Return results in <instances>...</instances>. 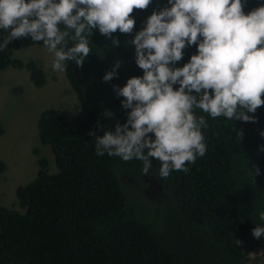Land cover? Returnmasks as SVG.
Listing matches in <instances>:
<instances>
[{"label": "trees", "instance_id": "16d2710c", "mask_svg": "<svg viewBox=\"0 0 264 264\" xmlns=\"http://www.w3.org/2000/svg\"><path fill=\"white\" fill-rule=\"evenodd\" d=\"M242 3L248 14L264 5V0ZM166 6H171L168 0H152L146 9H134L131 15L136 23L131 33L117 30L105 37L93 29L90 53L82 66L65 62L80 109L70 120L55 108L40 113L39 140L50 146L57 171L49 172L47 159L39 157L36 177L16 188L23 211L0 205V264H245L251 253L264 248V235L257 239L252 234L257 225L264 226L260 219L264 213V151L260 150L264 106L255 113L245 110L256 122L224 116L213 119L194 109L208 123L201 129L206 153L195 163H186L187 173L171 171L162 178L160 162L150 158L152 168L143 175V162L135 158L127 161L134 167L125 170L127 163L120 157L96 155V138L89 131L96 136H103L101 127L114 132L104 115L107 105L124 109L121 101L125 98L118 97L113 86L122 88L129 78L143 76L131 41L153 12ZM60 27L64 30L65 26ZM8 34L0 29V43ZM113 38L118 45H113ZM34 44L43 42L30 37L13 40L0 51V70L26 68L31 83L39 88L46 83L43 67L34 59L13 56V51ZM196 54L197 45L186 46L182 59L169 67H183ZM117 61V76L105 82L103 77ZM173 88L177 90L179 84ZM148 136L154 139V134ZM254 166L260 175H252ZM4 170L0 160V172ZM150 176L161 186L160 195L151 194L164 203L157 211L149 191L147 195L142 192L146 202L138 199L136 203L141 216L132 214L133 204L122 182L145 190L149 187L145 178ZM235 240L242 243L236 245Z\"/></svg>", "mask_w": 264, "mask_h": 264}, {"label": "clouds", "instance_id": "9594fccd", "mask_svg": "<svg viewBox=\"0 0 264 264\" xmlns=\"http://www.w3.org/2000/svg\"><path fill=\"white\" fill-rule=\"evenodd\" d=\"M151 2L0 0V29L9 33L0 43V51L15 39L30 37L42 41L53 54L52 69L65 72L66 61L82 66L90 53L93 29L98 28L105 37L117 30L131 33L136 23L131 15L134 9H146ZM168 4L171 6L154 11L131 41L143 76L129 78L122 88L113 86L116 95L125 98L122 107L131 109L126 123H117L114 132L101 127L103 136L88 133L96 138L97 156L107 153L123 161L135 158L143 162V175H148L150 158H155L162 178L171 171L187 173L186 163H195L206 153L201 129L208 123L194 109L213 119L224 116L256 122L245 110L255 113L264 106V5L245 14L242 0H168ZM112 43L118 45L119 41L113 38ZM194 44L198 54L190 62L169 67L182 59L186 46ZM119 67L117 61L103 80L111 81ZM176 84L179 88L174 90ZM104 115L113 114L106 111ZM97 124L99 127V121ZM260 135L264 137V131ZM254 167L252 175H260L259 167ZM260 219L264 221V213ZM252 234L259 239L264 226L257 225Z\"/></svg>", "mask_w": 264, "mask_h": 264}, {"label": "rangeland", "instance_id": "374dc122", "mask_svg": "<svg viewBox=\"0 0 264 264\" xmlns=\"http://www.w3.org/2000/svg\"><path fill=\"white\" fill-rule=\"evenodd\" d=\"M13 56L23 61L36 60L46 75L45 85L37 88L31 83L26 68L9 66L0 70V160L5 163V170L0 172V205L23 211L17 203L16 188L36 177L38 158L47 159L49 172L57 171L50 146L39 140L37 123L40 113L55 108L63 112L66 120H70L78 114L80 103L65 72L52 69L53 54L43 45L19 48L13 51ZM107 111L113 114L111 117L106 116L107 125L111 127L126 123L130 112L128 109H116L110 104L107 105ZM123 163H127L124 165L125 170L134 167L127 161ZM122 187L133 204L132 214L140 215L136 204L138 199L146 202L147 197L142 192L147 195L146 191H149L157 211L164 203H158L163 199L152 195L147 185L143 190L124 181ZM245 264H264V248H257L251 253Z\"/></svg>", "mask_w": 264, "mask_h": 264}, {"label": "flooded vegetation", "instance_id": "af4514ba", "mask_svg": "<svg viewBox=\"0 0 264 264\" xmlns=\"http://www.w3.org/2000/svg\"><path fill=\"white\" fill-rule=\"evenodd\" d=\"M145 179L149 183V189L160 195L158 190H161V186L158 184V179L154 176L146 177Z\"/></svg>", "mask_w": 264, "mask_h": 264}, {"label": "crops", "instance_id": "0c3cea01", "mask_svg": "<svg viewBox=\"0 0 264 264\" xmlns=\"http://www.w3.org/2000/svg\"><path fill=\"white\" fill-rule=\"evenodd\" d=\"M19 186V185H18Z\"/></svg>", "mask_w": 264, "mask_h": 264}]
</instances>
